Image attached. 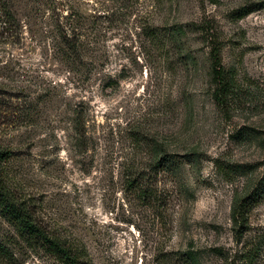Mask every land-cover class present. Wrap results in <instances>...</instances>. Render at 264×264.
Here are the masks:
<instances>
[{
	"label": "rangeland",
	"instance_id": "obj_1",
	"mask_svg": "<svg viewBox=\"0 0 264 264\" xmlns=\"http://www.w3.org/2000/svg\"><path fill=\"white\" fill-rule=\"evenodd\" d=\"M15 1L25 44L0 42V83L36 121L0 125V144L20 153L12 167L50 220L86 244L87 264H264V197L241 241L231 218L237 195L264 187V0ZM150 21L164 49L143 33ZM59 23L83 34L90 76L60 58ZM201 27L235 82L224 106ZM79 109L87 151L76 144ZM166 153L177 168H146L154 197H139L129 175ZM12 231L0 216V238ZM18 264L61 263L27 250Z\"/></svg>",
	"mask_w": 264,
	"mask_h": 264
},
{
	"label": "trees",
	"instance_id": "obj_2",
	"mask_svg": "<svg viewBox=\"0 0 264 264\" xmlns=\"http://www.w3.org/2000/svg\"><path fill=\"white\" fill-rule=\"evenodd\" d=\"M15 0H0V42L9 47H22L25 44L24 24L19 19ZM253 11V6H243L238 13L242 18ZM207 40H210L212 59V74L215 88L212 95L219 106H224L226 100L234 89V80L230 73L222 66V46L210 28H200ZM145 36L158 43V47L165 48L166 34H161L160 28L153 21L147 22L143 30ZM170 39L174 36L172 31L167 32ZM83 34L71 25L62 27L59 23L54 34V44L60 58L75 73H93V68H88L84 60L85 45L82 41ZM167 42V40H166ZM178 45L177 53L181 54ZM16 89L7 84L0 83V91L7 94L8 100H0V125L6 123L23 122L32 125L36 119L27 114L9 94L7 90ZM6 91V92H5ZM0 94H2L0 92ZM5 101V102H4ZM22 113V114H21ZM76 144L79 148H88L85 112L83 109L76 111L75 115ZM20 153L12 148L0 144V216L12 228L9 233L0 238V264H18L19 254L27 250L42 251L53 257L61 264H87L90 258L86 244L79 238L70 237L45 213L44 200L30 189L17 170L12 167ZM179 156L176 153H166L152 162L147 167H139L128 177L127 186L132 187L139 197L153 198L152 187L146 183L143 174L145 169L170 172L177 168ZM20 171V170H19ZM21 172V171H20ZM264 187L260 184L245 195L236 196L231 211V218L235 227V237L241 241L243 228L249 222V212L262 201ZM264 238V237H263ZM264 240V239H263ZM217 254L223 255L222 250L216 248ZM252 257V255H251ZM250 261H252L250 259ZM235 264V262H232ZM238 264H247L246 262Z\"/></svg>",
	"mask_w": 264,
	"mask_h": 264
}]
</instances>
